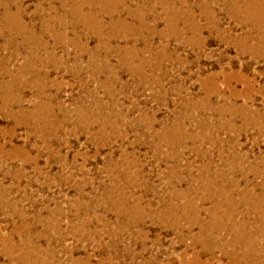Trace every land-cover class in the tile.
Here are the masks:
<instances>
[{
	"label": "rangeland",
	"instance_id": "1",
	"mask_svg": "<svg viewBox=\"0 0 264 264\" xmlns=\"http://www.w3.org/2000/svg\"><path fill=\"white\" fill-rule=\"evenodd\" d=\"M0 98V264H264V0H0Z\"/></svg>",
	"mask_w": 264,
	"mask_h": 264
},
{
	"label": "bare ground",
	"instance_id": "2",
	"mask_svg": "<svg viewBox=\"0 0 264 264\" xmlns=\"http://www.w3.org/2000/svg\"><path fill=\"white\" fill-rule=\"evenodd\" d=\"M74 5V4H73ZM249 5V4H248ZM73 8H74V6H73ZM248 9V8H247ZM261 9V8H260ZM261 17V16H260ZM6 86V85H5ZM1 99V98H0ZM4 99V98H3ZM8 99V98H7ZM7 101V100H6ZM13 103V102H12ZM15 103V102H14ZM5 107H6V105H5ZM21 111V110H20ZM22 262V261H21Z\"/></svg>",
	"mask_w": 264,
	"mask_h": 264
}]
</instances>
